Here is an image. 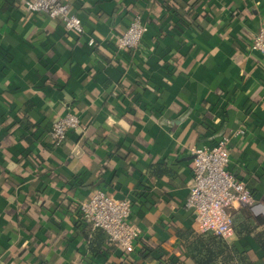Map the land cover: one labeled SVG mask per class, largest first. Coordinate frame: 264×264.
<instances>
[{"label":"crops","instance_id":"obj_1","mask_svg":"<svg viewBox=\"0 0 264 264\" xmlns=\"http://www.w3.org/2000/svg\"><path fill=\"white\" fill-rule=\"evenodd\" d=\"M25 1L0 0V264H204L190 148L222 136L256 203L231 209L230 264H264V0H62L79 32ZM136 15L141 42L117 49ZM68 111L81 126L53 145ZM97 190L132 201L131 251L79 218Z\"/></svg>","mask_w":264,"mask_h":264},{"label":"built area","instance_id":"obj_2","mask_svg":"<svg viewBox=\"0 0 264 264\" xmlns=\"http://www.w3.org/2000/svg\"><path fill=\"white\" fill-rule=\"evenodd\" d=\"M31 12L44 13L50 18H60L67 30L79 32L81 20L75 11L62 0H26ZM147 30L141 15L134 16L125 30L114 38L119 50L138 46ZM93 40L88 44L92 45ZM250 49L264 54V21L254 35ZM81 126L76 112L68 111L57 117L50 128L53 145L62 143L67 133ZM190 185L184 208L193 217L200 232L230 240L235 234L231 209L235 206L256 205L254 196L245 182L228 168V139L219 137L211 144H196L190 148ZM132 201L127 197L116 198L97 190L89 199L78 205L79 218L92 228L103 230L107 242L126 251H131L140 228L130 221ZM264 229V220L262 223Z\"/></svg>","mask_w":264,"mask_h":264},{"label":"trees","instance_id":"obj_3","mask_svg":"<svg viewBox=\"0 0 264 264\" xmlns=\"http://www.w3.org/2000/svg\"><path fill=\"white\" fill-rule=\"evenodd\" d=\"M152 1V0H151ZM172 15H174V11L167 8ZM175 23H180V25L182 26H186L189 24V22L191 21V18L188 16V14H177L174 18ZM176 26H178L176 24ZM103 233L104 238H106L105 233L103 232V230H101ZM207 254L204 260V264L210 263L214 260H216V258L218 256H223L224 261L226 262V264H230V260L232 258V247L229 246L227 244V242L219 237L214 236L213 239H211L210 243L207 245Z\"/></svg>","mask_w":264,"mask_h":264}]
</instances>
